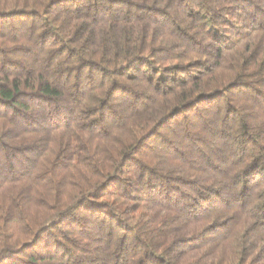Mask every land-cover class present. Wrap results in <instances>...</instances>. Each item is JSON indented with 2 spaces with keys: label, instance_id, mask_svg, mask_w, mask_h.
<instances>
[{
  "label": "trees",
  "instance_id": "trees-1",
  "mask_svg": "<svg viewBox=\"0 0 264 264\" xmlns=\"http://www.w3.org/2000/svg\"><path fill=\"white\" fill-rule=\"evenodd\" d=\"M0 264H264V0H0Z\"/></svg>",
  "mask_w": 264,
  "mask_h": 264
}]
</instances>
